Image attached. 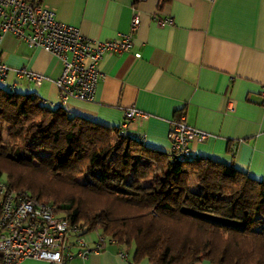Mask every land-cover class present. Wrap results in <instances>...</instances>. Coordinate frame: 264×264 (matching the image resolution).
I'll use <instances>...</instances> for the list:
<instances>
[{"label":"crops","instance_id":"0c3cea01","mask_svg":"<svg viewBox=\"0 0 264 264\" xmlns=\"http://www.w3.org/2000/svg\"><path fill=\"white\" fill-rule=\"evenodd\" d=\"M41 2L58 20L100 39L130 31L133 8L139 9L133 46L103 55L93 101L70 99L65 105L70 113L113 126L121 123L126 107L135 106L147 116L129 120L127 131L163 151H170V119L183 114L187 124L209 134L203 141H190L192 157L233 163L264 180V98L259 94L264 87V0ZM164 17H171L172 23L160 22ZM0 59L46 76L34 84L10 74L14 87H20L17 92H36L45 106L59 105L55 80L62 61L57 56L5 32ZM97 231L84 232L91 248ZM76 249L72 247L68 264H129L132 255L110 239L86 257L75 254ZM16 264L52 263L23 258Z\"/></svg>","mask_w":264,"mask_h":264},{"label":"trees","instance_id":"16d2710c","mask_svg":"<svg viewBox=\"0 0 264 264\" xmlns=\"http://www.w3.org/2000/svg\"><path fill=\"white\" fill-rule=\"evenodd\" d=\"M118 128L0 85V177L124 245L132 264H264L263 179Z\"/></svg>","mask_w":264,"mask_h":264},{"label":"built area","instance_id":"2783aa9c","mask_svg":"<svg viewBox=\"0 0 264 264\" xmlns=\"http://www.w3.org/2000/svg\"><path fill=\"white\" fill-rule=\"evenodd\" d=\"M138 1L141 0H135ZM133 10L130 31L119 33L112 39H100L87 37L77 26L58 20L55 12L41 0H0V41L3 33L10 32L27 45L44 48L62 61L61 72L55 80L60 105H66L72 98L93 101L100 74L98 64L103 55L129 50L133 46L132 31L140 22L139 9L134 7ZM172 21L171 17H164L160 22ZM10 74L34 84H40L46 78L25 66L11 67L0 59V84H7L12 89L16 80H9ZM259 94L264 98V87ZM122 113L117 133L143 139L127 131L126 127L129 120L147 114L135 106L126 107ZM169 122V153L173 158H190V141H203L209 136L206 131L187 124L183 114ZM84 232L82 226L70 223L49 201L37 200L27 190L15 191L5 177H0V264H16L23 258L68 264L74 255L72 247H77L75 254L86 257L110 239L97 231L91 248ZM121 255L128 259L125 251H121Z\"/></svg>","mask_w":264,"mask_h":264},{"label":"rangeland","instance_id":"374dc122","mask_svg":"<svg viewBox=\"0 0 264 264\" xmlns=\"http://www.w3.org/2000/svg\"><path fill=\"white\" fill-rule=\"evenodd\" d=\"M1 86H3V87H5V88H7V89H9V90H11V91H16V90H18V88H20V87H18V88H16V87H13L12 89L11 88H9V87H7V84H0ZM2 176H3V178H4V176H5V174H2ZM132 248V247H131Z\"/></svg>","mask_w":264,"mask_h":264}]
</instances>
